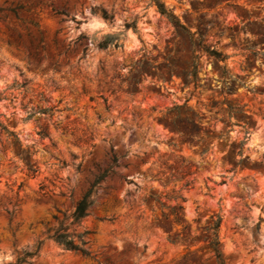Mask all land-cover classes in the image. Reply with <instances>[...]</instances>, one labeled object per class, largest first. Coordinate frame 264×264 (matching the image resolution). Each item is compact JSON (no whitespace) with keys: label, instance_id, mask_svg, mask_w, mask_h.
<instances>
[{"label":"rangeland","instance_id":"rangeland-1","mask_svg":"<svg viewBox=\"0 0 264 264\" xmlns=\"http://www.w3.org/2000/svg\"><path fill=\"white\" fill-rule=\"evenodd\" d=\"M161 2L183 28L151 0H0V123L39 168L0 132V264H214L202 230L218 216L227 264H264V0ZM37 107L58 111L26 120ZM151 193L183 205L185 230ZM60 226L76 244L91 232L89 258L52 238Z\"/></svg>","mask_w":264,"mask_h":264},{"label":"trees","instance_id":"trees-1","mask_svg":"<svg viewBox=\"0 0 264 264\" xmlns=\"http://www.w3.org/2000/svg\"><path fill=\"white\" fill-rule=\"evenodd\" d=\"M152 3H154L159 12L166 16L169 20L175 22L177 25L182 27L179 24V21L177 20V17L173 15L172 13H169L165 7V4L161 2V0H151ZM24 8L21 6H17L15 8H9L7 9L8 12L13 14L16 19L26 22L23 19L19 18V12L23 10ZM27 12H30L29 10ZM100 16L108 22L113 21V16L108 14L107 11L101 10ZM94 14H99L97 10H93ZM56 14L64 15L63 13L57 12ZM8 16H5L7 18ZM29 23L36 25L33 21H29ZM126 30L132 29L133 31H136V24H126L125 25ZM183 28V27H182ZM122 35V33H119L117 35L108 36L103 39V41L99 44V47L102 49H106L109 46H114L115 48H118L119 45V37ZM217 55V53H214ZM219 56V55H217ZM26 83L24 84V86ZM1 100V99H0ZM43 101V97H41L40 102ZM58 110H55L54 107H43V108H36L35 110L32 109L26 120L32 119L36 114L52 117V114L54 112H57ZM0 132L7 135L8 139L10 140V146L13 147L15 154L19 157V159L24 164V169L27 171L29 176L35 177L36 174L39 173V168L36 164V162L32 161V153L30 152V148L24 149L22 143L20 142L18 135L8 129L7 126L0 123ZM41 138L47 137L48 133L46 129H43L39 134ZM118 159L115 157L113 159V166H117ZM80 165L78 166V168ZM112 168L109 170L104 171L100 175H98L95 178L94 183L92 184L90 190L83 196V198L78 202L76 209L72 215L73 224L80 225V223L90 215V211L92 207L95 204L94 201V194L95 189L99 185L100 182L105 180L108 176L112 175L114 176V173L111 171ZM127 181V180H126ZM129 184L132 183L131 181L128 182ZM189 186V183L185 185V187ZM148 199L158 204L160 210H161V216L165 221H168L171 223V231L177 228H182V230L186 229L183 217H184V207L181 204L176 203L174 206H167L165 203L161 201V197L157 195L156 193H151L148 196ZM185 201L182 197H175L173 200L177 202V200ZM10 217L13 216L11 212H9ZM222 218L216 217L211 218V222L202 230L203 237L206 247L211 254V259L213 260L214 264H227L226 259L224 257V254L221 249V242H220V236H219V230L221 226ZM67 228L60 226L52 235V238L59 243L60 245L64 246L67 250H70L74 253H80L83 257L89 258L90 253L83 248V245H85V242L83 241V237L87 234H91V232H85L83 234H79L76 236L77 240L79 241V244L75 243L74 237L67 232ZM172 235L169 234V242L173 243L174 241L171 239ZM31 256L30 254H27L24 258L20 259L18 261V264H24L27 260V257Z\"/></svg>","mask_w":264,"mask_h":264},{"label":"clouds","instance_id":"clouds-1","mask_svg":"<svg viewBox=\"0 0 264 264\" xmlns=\"http://www.w3.org/2000/svg\"><path fill=\"white\" fill-rule=\"evenodd\" d=\"M79 18V17H78ZM122 22L120 20H117V24H121ZM91 28L96 29V28H103L105 27L103 21L99 20L98 18H93V24L90 25ZM129 36H131V32L128 33ZM135 39V37H132Z\"/></svg>","mask_w":264,"mask_h":264}]
</instances>
